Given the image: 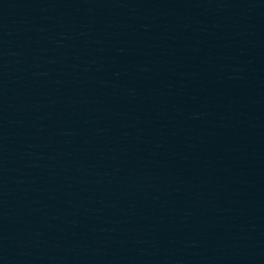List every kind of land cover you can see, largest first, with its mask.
Masks as SVG:
<instances>
[{"label": "water", "instance_id": "1", "mask_svg": "<svg viewBox=\"0 0 264 264\" xmlns=\"http://www.w3.org/2000/svg\"><path fill=\"white\" fill-rule=\"evenodd\" d=\"M0 264H264V0H0Z\"/></svg>", "mask_w": 264, "mask_h": 264}]
</instances>
